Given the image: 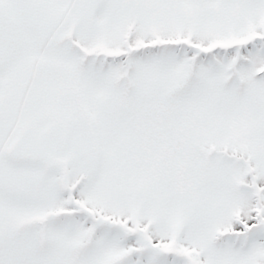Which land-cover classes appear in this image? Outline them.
Listing matches in <instances>:
<instances>
[{
    "label": "snow or ice",
    "instance_id": "snow-or-ice-1",
    "mask_svg": "<svg viewBox=\"0 0 264 264\" xmlns=\"http://www.w3.org/2000/svg\"><path fill=\"white\" fill-rule=\"evenodd\" d=\"M0 264H264V0H0Z\"/></svg>",
    "mask_w": 264,
    "mask_h": 264
}]
</instances>
